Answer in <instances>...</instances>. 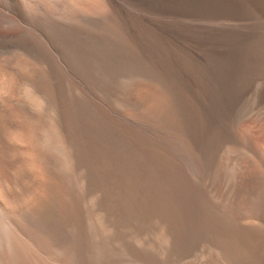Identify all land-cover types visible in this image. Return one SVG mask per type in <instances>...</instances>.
I'll list each match as a JSON object with an SVG mask.
<instances>
[{"label":"bare ground","instance_id":"1","mask_svg":"<svg viewBox=\"0 0 264 264\" xmlns=\"http://www.w3.org/2000/svg\"><path fill=\"white\" fill-rule=\"evenodd\" d=\"M147 5L0 0V264H264V106L242 107L251 129L238 138L200 140L176 76L177 87L150 62Z\"/></svg>","mask_w":264,"mask_h":264},{"label":"rangeland","instance_id":"2","mask_svg":"<svg viewBox=\"0 0 264 264\" xmlns=\"http://www.w3.org/2000/svg\"><path fill=\"white\" fill-rule=\"evenodd\" d=\"M148 0H146V5L147 4H149L150 6H146L145 7V12L148 14H146L145 12H144V15H145V17H146V20H147V24H148V32H150L149 31V29L150 30H152V29H154V30H152V32H150L149 34H148V41H149V44H150V41H151V43H154V44H150L151 45V47H153L154 48V50H156V52L158 51V50H160V51H158L157 53H156V55H154L155 53H151L150 55H151V58H150V62L151 63H153V65H154V63L155 64H159L160 65V69H161V73H162V75L164 76L165 75V78L167 77V79L169 80V82H171V83H173L172 82V79L174 80L175 79V77H174V75L176 76V80H177V82H179V86L177 87V84H176V80H174V85L179 89V94L183 97H185L186 98V101L188 102L187 104H189V106L191 107V106H193L192 108H190L191 110H192V112L191 113H193L194 112V114L197 112V115H192V116H195V117H193V119L196 121V119L198 118V117H200V118H202V119H199L198 118V121L200 122V124L201 123H204L203 125H201L200 126V124H199V122H197V124H199V126L197 127V126H195V130L196 131H199L198 132V134H201L202 136H201V139L200 140H205L206 138H208L207 140H205V141H207V142H213L214 140H213V138L214 139H216V137L218 138V136L219 135H221L220 137H222L223 138V140L225 139V137H227V139H229V138H233V139H235V138H238V130H242V129H240L241 127L243 128V131H245L244 129L246 128V127H248V128H250V124L248 125V118L246 117V116H249L250 117V115L253 113V111H255V110H257V109H259V106L260 107H262V106H264V104H263V102H264V73H261V72H264V48H262L263 47V45H262V43L264 44V42H262V43H260L261 44V46H258L257 44L258 43H256L257 42V40H258V42H260L259 40H260V38L262 37H264V27H263V29H262V26H264V5H263V7L261 6L264 2V0H262V2H261V0L260 1H256V0H239V2H238V0H156V2H155V0H152V2L154 3V4H152L151 3V0L150 1H148ZM167 1V2H166ZM195 1V2H194ZM202 1V2H201ZM210 2V4L212 5H210L209 4V2ZM217 1H218V3H217ZM233 1V2H232ZM236 3H235V2ZM166 2V3H165ZM174 2H176V3H174ZM189 2V3H188ZM192 2V3H191ZM196 2H198V3H196ZM200 2V3H199ZM241 2V3H240ZM248 2V3H247ZM258 2V3H257ZM260 2H261V4H260ZM175 4V5H173L172 6V4ZM184 3V4H183ZM188 3V4H187ZM196 4V5H194V4ZM208 3V4H207ZM230 3V4H229ZM243 3V4H242ZM169 4H171V6H169ZM214 4V5H213ZM232 4H233V6H232ZM235 4H242L241 5V7H239V6H235ZM164 5H165V7H164ZM168 5V6H167ZM177 5H179V6H177ZM182 5V6H181ZM189 5V6H188ZM199 5V6H198ZM225 5V6H224ZM231 5V6H230ZM261 7H260V6ZM159 8L160 6V9H165V11H167L168 12V15L169 16H167V12H165L164 10H160V9H158L157 7ZM176 6V7H175ZM191 6H193V7H191ZM200 7L201 9H200V11H199V9L197 8V7ZM215 6V7H214ZM218 6V7H217ZM220 6V7H219ZM226 6L228 7V6H230L228 9H225L226 8ZM234 6H235V9H236V7H237V10H235V9H233L234 8ZM156 7V8H155ZM169 7H172L174 10H172L171 8H169ZM175 7V8H174ZM186 7H190V9H189V11H188V8H186ZM246 8L245 9V11L246 10H248L247 12L250 14H247V13H245L244 14V11H242V10H244L243 8ZM257 7V8H256ZM168 8V9H167ZM194 9V11H193V9ZM196 8V9H195ZM216 10H215V9ZM223 8L225 9V10H223ZM233 9V10H231V9ZM238 8H240V9H238ZM261 8H263V10L261 9ZM192 9V10H191ZM197 9H198V11H199V14L196 12L197 11ZM157 10H159V12L157 11ZM172 10V11H171ZM180 12H179V11ZM219 10H220V12H219ZM228 11V13H227V11ZM235 10V11H234ZM239 10V11H238ZM160 11L163 13H160ZM174 11V12H173ZM176 11V12H175ZM183 11V12H182ZM184 11H186V14H185V12ZM215 11V13L213 14V12ZM231 11H233V13H234V15H233V13H231ZM151 12V13H150ZM154 12V13H153ZM172 12V13H171ZM177 12H179L178 14H177ZM194 14H193V13ZM213 15H215L214 16V18H213V16H211L212 14ZM240 12H243L241 15L242 16H240V14L238 15V13H240ZM160 13V15H158ZM170 13V14H169ZM173 13H175L176 14V18L177 19H175V14H173ZM197 13V14H196ZM201 13V14H200ZM226 13H227V15H226ZM235 13H236V16H235ZM151 14V15H150ZM208 14H209V16H208ZM211 14V15H210ZM246 14H247V17L249 16H251V21L250 20H248L249 19V17H248V19L247 18H244V15H245V17H246ZM162 15H164V16H162ZM174 16L173 18H172V20H170L171 18V16ZM217 15V16H216ZM230 15V16H229ZM234 16V18H232L231 16ZM238 15V16H237ZM157 16H161L160 18L159 17H157ZM165 16H167V17H165ZM181 16H183V17H186V16H188L187 18L188 19H186L185 18V21H184V18H182ZM196 16V17H195ZM208 16V17H207ZM220 17V19H218L219 17ZM155 17H157V19H158V21L156 20V18ZM164 17V18H163ZM194 17V18H193ZM209 17H210V19H211V21H212V23H210V21H207L206 19H209ZM217 17V18H216ZM223 17V18H222ZM228 19H227V18ZM235 17H238V19H239V17H240V19L238 20L237 18H235ZM243 17V18H242ZM252 17H254L253 18V20H252ZM148 18V19H147ZM169 18V19H168ZM183 19L181 22H180V20L179 19ZM195 18H197V19H195ZM242 18V19H241ZM150 19H153V20H151L150 21ZM167 21V22H165V20ZM177 21H175V20ZM209 19V20H210ZM213 19V20H212ZM216 19V20H215ZM221 19H223L224 20V22H223V20H221ZM244 19V20H243ZM155 20V21H154ZM161 20V21H160ZM173 20H174V22L175 23H173ZM186 20H189V21H186ZM195 20H196V23H195ZM207 22H209V23H206V21ZM220 21L219 23H217V26L215 25V23L213 22V21ZM233 20V21H232ZM236 20L238 21L237 23H236ZM240 20H242V21H245V22H242L241 23V21ZM257 20V21H256ZM157 21V22H156ZM170 21V22H169ZM254 22V24H257V25H255V26H253V23H251V22ZM178 22H180V23H178ZM186 22V24H184V23ZM193 22H194V24H193ZM227 24H226V23ZM257 22H259V23H257ZM156 23V24H155ZM157 23L159 24V25H157ZM176 23H178V24H176ZM184 24V26H187V27H185L186 28V30H180L179 28H181V29H184L183 27L184 26H182L183 24ZM203 23V24H202ZM206 23V24H205ZM214 23V24H213ZM223 23H224V25H223ZM239 23V24H238ZM240 23H241V26H240ZM249 23V24H248ZM166 25V28H165V26H162V25ZM182 26V27H180V25ZM188 24V25H187ZM207 24H208V26L209 27H211L210 26V24L212 25V27L210 28V30L212 31H210L209 30V27L207 26ZM221 25V27H220V25ZM231 25L232 26V28H231V26H229L228 27V25ZM234 26H233V25ZM246 24V25H245ZM252 24V25H251ZM260 24H261V26H260ZM161 25V26H160ZM169 25V26H168ZM179 27H178V26ZM219 25V26H218ZM223 25V26H222ZM235 25H237V26H235ZM242 25H244V26H242ZM258 25L260 26V27H258ZM174 26V27H173ZM192 26V27H191ZM224 26H227V27H225V28H223ZM240 26V27H239ZM151 27V28H150ZM158 27V28H157ZM163 28V29H161V31H160V28ZM171 27V29L169 30V28ZM204 27V29L206 30H204V29H202ZM217 27V28H216ZM234 27H236L237 28V30H238V32H239V34H240V36L238 35V32H237V30H236V28L235 29H233ZM179 29L181 32H183V34L178 30H176V29ZM189 28V29H188ZM192 28V29H191ZM215 28H216V30H218L217 32H215L216 30H215ZM228 30H230V32L232 33L231 35H230V33H229V31H226L227 29ZM157 29H158V33H159V35L157 34ZM166 29V30H165ZM168 29V30H167ZM188 29V30H187ZM202 29V30H201ZM208 29V30H207ZM223 29V30H222ZM226 29V30H225ZM240 29V30H239ZM189 30H192L191 32L189 31ZM193 30L196 32L195 34H194V32H193ZM153 31H156V32H154L153 33ZM167 33H166V32ZM174 31H177V34H175V32ZM185 31H188V32H186V34H185V36H184V32ZM204 31V32H203ZM233 31V32H232ZM240 31H242V32H240ZM160 32H161V34H163V32H164V34L165 35H167L166 37H165V35H161L160 34ZM193 32V33H192ZM213 32H215V33H220V34H222V35H220V34H218V35H216V34H214ZM226 32H228V33H226ZM235 32V33H234ZM237 32V33H236ZM245 32V33H244ZM246 32H247V34H246ZM152 33V34H151ZM187 33L190 35V37L187 35ZM209 33V34H208ZM223 33H226V37H225V34H223ZM241 33H244V34H241ZM153 34H155V35H153ZM208 34V35H207ZM233 34H235L234 36H233ZM251 35V37H250V35ZM154 37H153V36ZM172 36V38H170L171 36ZM180 35V36H179ZM216 35V36H215ZM223 35H224V37H223ZM242 35H244L243 37H241ZM249 35V36H248ZM149 36H150V38H149ZM161 38H160V37ZM163 36H164V38H163ZM170 36V37H169ZM208 36V37H207ZM231 36V37H230ZM238 36H239V38L241 37V39L242 40H240L239 38H238ZM185 39H184V38ZM189 37V38H188ZM200 37V39L201 40H198V38ZM213 37H217L216 39H217V41H216V39L215 38H213ZM219 37L220 38H222V40H218L219 39ZM230 37V38H229ZM234 37L236 38L235 40H237L238 39V41H236L235 42V40H234ZM249 37V38H248ZM153 38V39H152ZM163 38V40H161ZM176 38V39H175ZM203 38V39H202ZM247 38V39H246ZM256 38H257V40H256ZM261 38V39H262ZM155 39H157V40H155ZM178 39H181V40H178ZM188 39V40H187ZM197 41H196V40ZM204 39H206V40H204ZM225 40V41H224ZM227 40L229 41V45L228 44H226V42H227ZM231 40V41H230ZM233 40V41H232ZM240 40V41H239ZM191 41V42H190ZM204 41V42H203ZM206 41V42H205ZM210 42V46L209 45H207V44H209V42ZM212 41V42H211ZM222 41H224V42H222ZM262 41H264V39H262ZM199 42H201V43H199ZM208 42V43H207ZM217 42V43H216ZM220 42H222L221 44H223V45H221L220 44ZM256 44H255V43ZM161 43V44H160ZM207 43V44H206ZM214 43V44H213ZM232 43V44H231ZM160 44V45H159ZM179 44H180V46H179ZM184 44V45H183ZM196 44V45H195ZM213 44V45H212ZM220 44V45H219ZM234 44V45H233ZM259 44V45H260ZM157 45V46H156ZM212 45V46H211ZM160 46V47H159ZM206 46V47H205ZM207 46H209V47H207ZM215 46V47H214ZM235 46V47H234ZM161 47H163V48H161ZM214 47V48H213ZM159 48V49H158ZM162 50H161V49ZM200 48V49H199ZM223 48V49H222ZM177 49V50H176ZM196 49V50H195ZM199 49V50H198ZM207 49H209V51L207 50ZM259 49V51H257ZM175 50V52H178L179 51V53H178V56H177V53H175L174 54V51ZM206 50H207V52H206ZM227 50V51H226ZM255 50V51H254ZM167 52V53H164V52ZM170 51L174 54V56H172L173 54L172 53H170ZM180 51H181V53H180ZM183 51V52H182ZM187 51V52H186ZM192 51V52H191ZM222 51H224V53H221ZM190 52V53H189ZM199 52H201V53H199ZM209 52V54H206V53H208ZM220 54H219V53ZM260 52V53H259ZM159 53H160V55H159ZM166 54V55H162V54ZM170 53V54H169ZM226 53V54H225ZM157 54H158V56H157ZM182 54V55H181ZM185 54H188L187 55V57H186V55ZM191 54H193L194 56H198V58H196V57H194V56H192ZM201 54V59H199L200 57H199V55ZM203 54V55H202ZM212 54V55H211ZM217 54H219V55H217ZM171 55V56H170ZM185 55V56H184ZM216 55L218 56V57H216ZM223 55V56H222ZM236 55V56H235ZM155 56H157L156 57V60L154 61V59H155ZM168 56H169V58H168ZM189 56V57H188ZM191 56V57H190ZM205 56H207V57H209V58H207V57H205ZM210 56H213L212 58L210 57ZM220 56H221V58L222 59H220V61H218L216 58H220ZM256 56V57H255ZM159 57H162V58H159ZM182 57V58H181ZM205 58V61H203L204 60V58ZM223 57H224V59H223ZM157 58L161 61H158L157 60ZM166 58V59H165ZM168 58V59H167ZM179 58V59H178ZM188 58H190L191 60H189ZM196 58V59H195ZM207 58V59H206ZM226 58V59H225ZM153 59V60H152ZM163 59V60H162ZM169 59H172L171 61L169 60ZM186 59H188L189 61H187ZM192 59H193V61H192ZM199 59V61H197ZM209 59V60H208ZM212 59H216V61L215 60H212ZM169 60V61H168ZM174 60V61H173ZM176 60H180V61H178V63H180V64H176L177 62H176ZM195 60V61H194ZM223 60V61H222ZM224 60H226L225 62H224ZM183 61V62H182ZM184 61H186L185 62V64H187V65H185V64H182V63H184ZM190 61H192V62H190ZM197 61V62H196ZM158 62V63H157ZM167 63V65L165 64V63ZM170 62H172V63H170ZM188 62H190V63H192L191 65H190V63H188ZM161 63V64H160ZM165 64V65H163V64ZM170 63V65H168ZM196 63H198V64H196ZM202 63V64H201ZM204 63L206 64V65H204ZM207 63H208V65H207ZM212 64V65H211ZM213 64H214V67H212L213 66ZM173 67H172V66ZM175 65V66H174ZM177 65V66H176ZM184 67H183V66ZM195 65V66H194ZM166 66V67H165ZM171 66V67H170ZM182 67V68H177V67ZM188 66V67H187ZM189 66H191V67H189ZM196 66H197V68H196ZM259 66H261V67H263V68H259ZM170 67V68H169ZM186 67V68H185ZM202 67V69L200 70V68ZM207 67V68H206ZM209 67V68H208ZM213 69H212V68ZM218 67V68H217ZM194 69L193 71L194 72H192V70L191 69ZM198 68H199V70H198ZM165 69H167V70H165ZM171 69H173V70H171ZM174 69H175V71H174ZM185 69V70H184ZM204 69V70H203ZM223 69V70H222ZM256 69H258V70H256ZM259 69H261L260 70V72H256V71H259ZM164 70V71H163ZM168 70H171V71H169L168 72ZM178 70V71H177ZM197 70H198V72H197ZM203 70V72H200V71H202ZM205 70H208L207 72L205 71ZM163 71V72H162ZM174 71V73H170V72H173ZM183 71V72H182ZM206 73H208L209 72V74H206ZM245 71V72H244ZM164 72H165V74H164ZM182 72V73H181ZM170 73V74H169ZM183 73L185 74V75H183ZM189 73H190V75H189ZM197 73V74H196ZM202 73V75L203 76H205V78L204 77H202V78H199V76L201 77L202 75H200ZM196 74V75H195ZM206 74V75H205ZM167 75V76H166ZM169 75V76H168ZM181 75V76H180ZM208 75V76H207ZM212 75V76H211ZM225 75V76H224ZM170 76H172V77H174V78H169ZM207 76V77H206ZM185 77V79H183ZM242 77V78H241ZM260 77V78H259ZM262 77V78H261ZM204 78V79H203ZM223 78V79H222ZM256 78H258V80L256 79ZM200 79H202V81L200 80ZM225 79V80H224ZM182 80V81H181ZM188 80V81H187ZM209 80V81H208ZM255 80V81H254ZM259 80H261V81H259ZM207 81V82H206ZM182 82V83H181ZM188 84H187V83ZM203 82V83H202ZM218 82V83H217ZM257 83V84H256ZM172 84V85H173ZM181 85V86H180ZM182 85L183 86H187V87H184V88H182V89H184V90H186L187 88V90L184 92V90H182L181 89V87H182ZM196 85H197V88H196ZM198 85L200 86V87H202V88H200V87H198ZM210 85V86H209ZM191 86H192V88H191ZM208 86V87H207ZM214 86V87H213ZM219 86V87H218ZM259 86V87H258ZM180 87V88H179ZM211 87V88H210ZM244 87V88H243ZM259 89H258V88ZM261 87H263V88H261ZM176 88V89H177ZM186 88V89H185ZM192 89V91H191V89ZM194 88V89H193ZM226 88V89H225ZM248 88H251V89H248ZM198 89V90H197ZM206 89V90H205ZM209 89V92L207 91ZM216 89V90H215ZM241 89V90H240ZM255 89V90H254ZM197 90V91H196ZM228 90V91H227ZM188 91H190V92H188ZM193 91H195V92H193ZM199 91V92H198ZM201 91V92H200ZM203 91V92H202ZM234 92V93H233ZM237 92H239V93H237ZM258 93V94H257ZM189 94V95H188ZM207 94H209V96L207 95ZM261 94V95H260ZM188 95V96H187ZM196 96V97H198L197 99H196V97H194V99L192 98L193 96ZM199 95V96H198ZM229 95H230V97H229ZM232 95V96H231ZM214 96V97H213ZM218 96V97H217ZM258 96H260V97H262L261 99H262V101L260 100V98L258 97ZM201 97V98H200ZM204 97V98H203ZM214 98H217L216 100L214 99ZM223 98V99H222ZM233 98V99H232ZM236 98V99H235ZM195 99L196 100H199V99H201L202 101H199V102H197V101H195ZM254 99V100H253ZM256 99L257 100H259V101H256ZM191 100V101H190ZM210 100V101H209ZM218 101L220 102V103H218ZM202 102H204V103H202ZM215 102V103H214ZM217 102V103H216ZM241 102V103H240ZM252 102H254L253 104H252ZM198 103V104H197ZM204 104V105H202V104ZM208 103H210V107L208 106L209 104ZM201 104V105H200ZM224 104V105H223ZM227 104V105H226ZM238 104V105H237ZM246 104H248L247 105V107H246ZM251 104V105H250ZM261 104V105H260ZM263 104V105H262ZM205 105H207V106H205ZM214 105V106H213ZM221 105V106H220ZM235 105V106H234ZM237 105V106H236ZM245 107H244V106ZM250 105V106H249ZM252 105H254V106H252ZM200 106V107H199ZM202 106H204V108L202 107ZM216 106H220L221 108H219V109H217L216 110ZM224 106V107H223ZM251 106H252V108L254 109H252L251 108ZM206 107H208L209 108V111L208 110H206L207 108ZM212 107V108H211ZM216 107V108H215ZM228 107V108H227ZM242 107L243 108H245L246 109V111H247V113L248 112H250V111H252L251 113H250V115H249V113L245 116V114H246V112H245V110L244 109H242ZM249 107V108H248ZM256 107V108H255ZM200 108V109H199ZM206 108V109H205ZM215 108V109H214ZM224 108V109H223ZM239 108V109H238ZM248 108V109H247ZM195 109V110H194ZM210 109H213V111L212 110H210ZM221 109V110H220ZM250 109H252V110H250ZM202 110V111H201ZM204 110H206L207 112L206 113H208V114H206L205 112H204ZM217 111V115L216 116H218V117H214L215 116V112ZM241 110H243L244 112H245V114H244V116H243V114H240V112L242 113V111ZM250 110V111H249ZM200 113H199V112ZM224 111V112H223ZM238 111V112H237ZM202 112H204V113H202ZM233 112V113H232ZM201 115V114H204L203 115V117H202V115L201 116H198L199 114ZM213 113V115H211ZM222 113V114H221ZM234 113H235V115H234ZM210 116V118H212L211 120L213 121V122H211V120L209 119H205V118H209V116ZM222 115V116H221ZM212 116V117H211ZM219 116H221L222 117V119H221V117L219 118ZM246 117V118H245ZM214 118H216V119H214ZM226 118V119H225ZM241 118H242V120H241ZM245 118V119H244ZM204 120V122H202ZM218 120H220V121H218ZM244 120V121H243ZM206 121L208 122V124L206 125ZM215 121V122H214ZM224 121V122H223ZM210 122V123H209ZM220 122H222V123H220ZM229 122V123H228ZM240 122V124H237V123H239ZM217 123V124H216ZM245 123H247V125H244ZM210 125H212V126H210ZM215 125H217V126H215ZM228 125V126H227ZM242 125V126H241ZM207 126H210V127H208L207 128ZM219 126V127H218ZM243 126H245V127H243ZM212 127V128H211ZM213 127H214V129H213ZM240 127V128H239ZM201 129V131L203 130V129H205V131H206V129L207 130H209L210 132H211V129H212V132L209 134V136L210 135H212V136H210L211 137V140H210V137L208 136V131H207V134H206V132L205 131H202V133L200 132V130L199 129ZM203 128V129H202ZM211 128V129H210ZM217 131H216V130ZM220 129V132H218V130ZM251 129V128H250ZM250 129L248 130V129H246V131H250ZM216 132V133H213L214 131ZM221 131H222V133H221ZM256 130H254V129H252L251 130V135L254 137H256L257 135H258V132H255ZM219 134H218V133ZM235 132H236V134L237 135H234L235 134ZM241 132V131H240ZM255 133V134H252V133ZM221 133V134H220ZM227 133V134H226ZM229 133V134H228ZM250 133V132H249ZM215 134H216V136H215ZM222 134H224L223 136H222ZM232 134V135H231ZM206 135V136H205ZM228 135V136H227ZM215 136V137H214ZM232 136V137H231ZM234 136V137H233ZM220 137L218 138V139H216L214 142H213V144L217 141V145H219L220 143H222V142H220L221 140H222V138L220 139ZM255 141H258V139H257V137H256V140ZM219 142V143H218ZM258 143V142H257ZM216 144V143H215ZM214 144V145H215ZM195 252H198V251H196V250H194L192 253L193 254H195ZM181 257V261L179 260V258H177L178 260H176V258L175 259H169L168 260V264H177V263H185L186 262V260H191V256H189V257H186V255H181L180 256ZM182 257H184V258H186V259H184L183 258V260H182ZM173 262H172V261ZM177 261V262H176ZM180 261V262H179ZM183 263V264H184Z\"/></svg>","mask_w":264,"mask_h":264}]
</instances>
